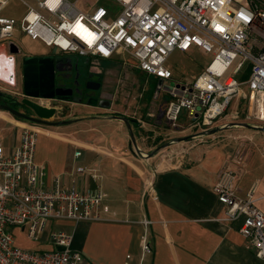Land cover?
Segmentation results:
<instances>
[{
    "label": "built area",
    "instance_id": "obj_1",
    "mask_svg": "<svg viewBox=\"0 0 264 264\" xmlns=\"http://www.w3.org/2000/svg\"><path fill=\"white\" fill-rule=\"evenodd\" d=\"M9 1L0 0V11ZM116 1L121 9L107 21L109 13L101 6L81 12L67 0H40L48 19L31 8L20 20L0 15V44H13L18 29L60 54L130 59L138 70L161 81L163 114L173 124L185 112L193 127L210 130L235 98H247L253 109L245 119L264 123V0ZM193 46L213 58L192 82L178 84L166 61L174 50L187 52ZM229 117L236 123L241 114L235 111ZM36 136L37 127H23L18 146L7 155L0 143V264H81V254L72 248L73 236L58 225L100 220L104 195L99 188L62 186L60 175L47 178L44 166L34 161ZM81 155L76 148L74 160ZM75 173L89 171L79 166ZM237 179L238 172L226 164L213 192L225 206V220L242 218L239 233L264 263V214L254 205L252 191L245 199L236 195ZM15 230L41 248L17 245ZM142 251L152 252L145 239Z\"/></svg>",
    "mask_w": 264,
    "mask_h": 264
},
{
    "label": "crops",
    "instance_id": "obj_2",
    "mask_svg": "<svg viewBox=\"0 0 264 264\" xmlns=\"http://www.w3.org/2000/svg\"><path fill=\"white\" fill-rule=\"evenodd\" d=\"M38 1L10 0L0 15L20 20L31 8L48 19L49 14L38 6ZM67 1L81 12H91L96 8L94 0H88L90 5H81L80 0ZM13 3L21 5V11H15V5L11 8ZM9 7L17 12L16 15L6 13ZM20 36L25 35L16 29L13 44H0V84L5 88H13L19 78L22 82V63L18 55L21 58L39 56L20 49L14 41ZM12 45L18 48V55L11 53ZM45 55L64 54L52 49ZM101 60L121 62L116 56ZM172 78L174 81V76ZM163 99L162 103L166 98ZM243 100L251 107L247 98ZM102 101L109 102V106L98 105L100 109H108L110 101ZM240 114L245 119L244 112ZM147 115L153 117L152 113ZM110 116L80 117L75 123L85 121L89 124L87 130L91 131V136L84 142L76 140L70 133L73 128L67 125L63 126L62 133L37 125L34 161L44 166L47 178L60 175L62 186H74L79 190L99 188L104 195L99 208L100 220L58 225L73 236L72 248L81 254V264H264L255 257L253 247L239 233L242 218L225 220V206L217 201L213 192L220 171L229 164L238 172L236 195L245 199L252 191L254 205L259 209L258 203L264 199V195H256L260 180L251 181L247 176L251 173L252 157L258 155L264 160L262 155L249 152L245 158L242 154L236 156L234 146L226 141L191 144L190 139L170 144L168 150L143 159L135 155L126 125ZM162 116L160 114L156 118L155 124L138 120L140 126L128 118L133 121L131 126L140 150H151L161 142L180 138L181 134L175 136L171 133L167 137L168 132L161 123ZM226 123L220 119L214 127ZM107 126L113 127V132L105 131ZM139 127H142L141 131ZM245 129L264 133L253 128ZM21 132L22 128L5 144L6 153L18 146ZM75 140L79 144L76 145ZM76 148L82 151L78 160L73 158ZM237 159L241 162L236 163ZM79 166L89 173L84 176L76 174L75 168ZM144 220L149 223L144 224ZM143 239L152 249L150 254L142 251ZM35 247L41 248L37 244Z\"/></svg>",
    "mask_w": 264,
    "mask_h": 264
},
{
    "label": "rangeland",
    "instance_id": "obj_3",
    "mask_svg": "<svg viewBox=\"0 0 264 264\" xmlns=\"http://www.w3.org/2000/svg\"><path fill=\"white\" fill-rule=\"evenodd\" d=\"M80 3L81 5L86 3L90 5L88 0H80ZM94 4L96 7L101 6L108 11L109 16L106 18L107 21L113 19L121 9L120 4L116 0H94ZM13 5L15 4L13 3L12 5H10V7L12 8ZM10 7L6 10V13L8 14H15L18 11H21L22 9L21 5H15V11L17 10V12H15L14 10L12 11ZM14 41L15 43H17V45L22 51L31 55L40 56L49 54L53 49L46 47L39 40H31L25 36H20V38H16ZM18 58H20V61L22 60L20 55H18ZM212 58L213 55L211 53H206L201 49L193 46L188 53H182L177 50L173 51L169 55L165 65L173 72L174 82L178 84H183L185 82H192L194 77H197V75L201 71H203V69L211 62ZM78 68L85 74L91 73L97 78L98 75L101 77L102 90L99 92V98H102V100L104 99L110 101L111 105L108 109L103 110L100 109L101 107H99L98 105H78L74 103L57 102L54 100L31 99L32 101L42 106L49 108L54 107L56 109V115L52 119L53 121L73 120L84 116H98L101 114H106L127 117L129 119L134 120L137 126H140L138 120L145 123L151 122L155 124L156 118L160 114L162 116V100H164L163 98H166L165 93L160 91L158 94H155L158 81L155 78H152L151 76H148L147 74L139 71L134 66L133 61L130 60L127 62H120L118 60L105 61L98 59L89 60L85 62L83 58H80L78 61ZM228 75L229 72H227L226 75L220 79V81L222 82ZM242 90L244 93H248L247 86H243ZM0 92L12 97L14 99L13 102H21L22 99H24L22 92V82L20 78L17 80L16 85L13 88H5L3 85L0 84ZM96 98L98 100V91L96 92ZM154 98L162 99L156 100ZM243 99L244 98H235L234 100H232L225 115L234 113L236 109L239 113H253L252 107L245 103ZM17 110L23 112L22 109ZM148 113H152L153 117H149L147 115ZM163 117L164 114L162 116L161 123L163 125V128L168 132L167 137L170 136V133L171 135L175 136L176 134H181L179 135L180 137L191 136V144H203V142L222 143L226 141V143L232 144L234 146L233 148L235 149L236 156L242 154L246 158L249 152H258V154L262 155L264 158V133H254L251 130L245 129L244 127H233L226 128L224 129L225 131H222V133L217 132L210 136H195L196 134H200L203 131L199 128L192 126L185 112H181L179 114L175 124L167 121L165 117L164 120ZM238 121L240 123H247L252 126L264 128V123L258 122L256 120H247L243 117H240V120ZM221 122L232 123V120L228 116L221 118ZM20 123H22V125ZM25 126L38 127L39 125L37 126L36 124H32L22 119H17L16 117L12 116L9 112L0 110V143H2L3 145L4 155H7L5 151V144L8 141L12 140V138L15 137L16 133H18L19 130H21V128L23 129V127ZM67 126L68 128L74 129H72L70 133H72L75 139L78 141L81 140V142H84L87 138L91 136V131H88V128L86 127L89 126V124H87V122L85 121H81V123L73 122L68 124ZM80 127L83 128L78 130V128ZM215 127H217V125ZM44 128L54 132L62 133L61 130L63 126H44ZM113 129V127L109 126H107V128H104V130L107 132H113ZM138 130L141 131L142 127H139ZM175 131H181V133H175ZM134 136L137 142L135 133ZM72 139L73 137H71V140ZM76 140L74 141V143L77 145L79 143ZM164 143L165 142H161L157 144V146L162 145ZM154 148H152L151 150H148L147 148L146 151H141L144 154H147L151 152ZM167 148L168 147L161 149L160 151L155 153V155L164 152L165 150H168ZM135 155L140 158L146 159L144 157H141L137 153ZM249 169H251V173H249L247 176L248 180L252 181L254 179H258L261 183L256 192V195H264V160L262 159V157L258 155L252 157V159L250 160ZM258 207L260 210L264 211V199H261L259 201ZM14 235L16 242L20 246L27 249H37L35 247L36 243L27 240L25 236L21 234L18 230L14 231Z\"/></svg>",
    "mask_w": 264,
    "mask_h": 264
},
{
    "label": "water",
    "instance_id": "obj_4",
    "mask_svg": "<svg viewBox=\"0 0 264 264\" xmlns=\"http://www.w3.org/2000/svg\"><path fill=\"white\" fill-rule=\"evenodd\" d=\"M10 51L12 54L18 55L19 50L15 46L10 47ZM60 59L55 58L53 55H43V56H25L22 58V92L24 99H22V104L30 108L34 114V116L26 115L15 108H12L5 102L0 103V110L9 112L12 116L22 119L24 121L30 122L32 124H36L39 126H47V127H58L68 125L70 123L76 122L80 120L79 118L73 120H63V121H53L52 119L56 115V109L54 107H45L42 106L31 99H46V100H67L69 101L71 98L67 96L69 91H65L62 88H58L55 86V73L59 71V63ZM161 81H158L157 89L155 94L160 92ZM1 98V97H0ZM88 104H95V101ZM101 106L108 107L109 102H100ZM111 119L119 120L123 122L130 136V143L134 152L139 154L141 157L149 159L155 155L158 151L163 148L168 147L170 144L189 141L191 136H184L180 138H176L170 142H166L162 145L155 147L151 152L144 154L138 147L137 142L135 140V136L132 130L131 122L128 118L124 116H110ZM244 127V128H253L256 130L264 131L263 127L252 126L247 123H229L222 125L220 127L212 128L210 130L203 131L200 134H196L195 136L201 135H213L217 132L223 131L226 128L231 127Z\"/></svg>",
    "mask_w": 264,
    "mask_h": 264
},
{
    "label": "flooded vegetation",
    "instance_id": "obj_5",
    "mask_svg": "<svg viewBox=\"0 0 264 264\" xmlns=\"http://www.w3.org/2000/svg\"><path fill=\"white\" fill-rule=\"evenodd\" d=\"M59 58L60 61L59 71L55 73V86L62 88L65 91H69L67 94L69 101L67 100H54L57 102L74 103L78 105H100L103 102L99 98V92L102 90V80L98 75V78L93 76L91 73L85 74L78 68V57L74 55H60L54 56ZM98 91V100L96 98V92ZM95 101V104H88ZM5 102L3 98H0V103ZM13 103V102H12ZM15 109H22V113L34 116L32 110L22 104L21 102H16Z\"/></svg>",
    "mask_w": 264,
    "mask_h": 264
},
{
    "label": "trees",
    "instance_id": "obj_6",
    "mask_svg": "<svg viewBox=\"0 0 264 264\" xmlns=\"http://www.w3.org/2000/svg\"><path fill=\"white\" fill-rule=\"evenodd\" d=\"M84 60H85V62H87V61H89L90 59H84ZM247 74H248V71L246 70V71L242 74L241 78H242V79H246V78H247ZM0 97L3 98V100L5 101L6 104H8L9 106H11L12 108H15L16 102H13L14 99H13L12 97H10V96H8V95L2 93V92H0ZM12 102H13V103H12ZM17 119H19V118H17ZM130 122L133 123L132 120H130Z\"/></svg>",
    "mask_w": 264,
    "mask_h": 264
}]
</instances>
